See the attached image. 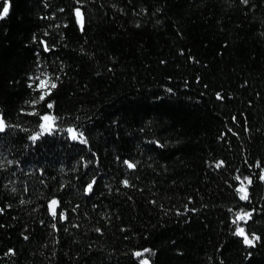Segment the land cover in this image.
Segmentation results:
<instances>
[{
  "label": "trees",
  "instance_id": "trees-1",
  "mask_svg": "<svg viewBox=\"0 0 264 264\" xmlns=\"http://www.w3.org/2000/svg\"><path fill=\"white\" fill-rule=\"evenodd\" d=\"M0 119V264H264V0H0Z\"/></svg>",
  "mask_w": 264,
  "mask_h": 264
},
{
  "label": "snow or ice",
  "instance_id": "snow-or-ice-1",
  "mask_svg": "<svg viewBox=\"0 0 264 264\" xmlns=\"http://www.w3.org/2000/svg\"><path fill=\"white\" fill-rule=\"evenodd\" d=\"M245 2H247V0H245ZM4 14H6L8 12V8L5 7L4 10H3ZM77 17L80 19V22L81 24L83 23V20H82V17H81V14L79 12V10H77ZM31 87V85H30ZM57 87V84L53 81L50 80V78H45V79H39V82L38 84L36 85V90H40L41 91V95L39 97V100L38 101H33L32 103H38L40 101H43L45 99L46 96L50 95L51 93V90L52 89H55ZM48 107L51 108L52 107V104L49 103L48 104ZM42 119L47 122V121H50L52 118L45 115L42 117ZM3 127H4V122L2 119H0V130H3ZM41 127L44 129V131H48L49 130V125L47 124H42ZM33 139H36V137H33ZM128 164V167L132 168L134 167L135 165L131 164V163H128L127 161L125 162ZM223 163V162H221ZM220 165L218 164L217 167H219ZM262 179H264V177H262ZM93 183H95V181H93ZM125 185H127L128 181L125 180L123 182ZM248 183H251V180L248 181ZM92 189V183H90L87 187V190L88 191H91ZM238 191L240 192L241 194V199H247L248 196H247V191H246V188L242 185L240 189H238ZM57 203V201L53 200L51 202V204L54 206L55 204ZM55 214V213H53ZM247 216H250V213L249 214H245ZM244 216H240L238 217V219H243ZM237 234L240 235V236H243L244 237V243L247 244V245H253L254 243V240H259L260 238L259 237H253V239H249L246 235H245V232H244V229L240 228L237 230ZM145 251H148L147 249ZM137 255H140V253H137ZM144 264H147V261L144 262Z\"/></svg>",
  "mask_w": 264,
  "mask_h": 264
},
{
  "label": "water",
  "instance_id": "water-1",
  "mask_svg": "<svg viewBox=\"0 0 264 264\" xmlns=\"http://www.w3.org/2000/svg\"><path fill=\"white\" fill-rule=\"evenodd\" d=\"M6 7H7V6H6ZM3 14H4V12H3ZM52 201H53V200H52ZM52 201H51V202H52ZM55 205H56V204H55ZM55 205L53 206V205L50 203V208H51V211H52V212H54V210H55ZM145 261H147V260L145 259L144 262H145ZM143 264H144V263H143Z\"/></svg>",
  "mask_w": 264,
  "mask_h": 264
},
{
  "label": "rangeland",
  "instance_id": "rangeland-1",
  "mask_svg": "<svg viewBox=\"0 0 264 264\" xmlns=\"http://www.w3.org/2000/svg\"><path fill=\"white\" fill-rule=\"evenodd\" d=\"M49 122H50V121L45 122V121L43 120L42 124H47V125H49V124H50Z\"/></svg>",
  "mask_w": 264,
  "mask_h": 264
}]
</instances>
